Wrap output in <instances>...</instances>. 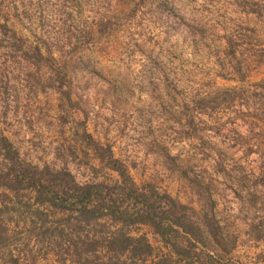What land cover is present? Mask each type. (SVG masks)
<instances>
[{
  "label": "rangeland",
  "instance_id": "obj_1",
  "mask_svg": "<svg viewBox=\"0 0 264 264\" xmlns=\"http://www.w3.org/2000/svg\"><path fill=\"white\" fill-rule=\"evenodd\" d=\"M8 1L22 16L17 18L14 10L9 24L28 44L43 45L41 35L47 33L60 39L83 36L89 26L97 30L99 25L104 34L97 37L98 45L82 44L79 49L84 55L81 68L87 71L75 82L74 99L81 102L82 108L69 110L48 80V71L18 59L0 29V132L22 157L41 167L67 168L81 183L115 180L116 175L83 142L84 125L97 141L113 148L137 183H155L183 203L197 210L201 206L207 209L225 232L231 248L228 259L237 264H255L264 257V241L254 242L247 236L250 224L263 223L264 227V65L253 68L248 75L242 102L239 94L232 95V110L210 116L194 114L192 128L175 124L164 134L160 131L164 116L152 91L169 69L154 71L149 55L153 61L161 49L163 56L170 48L183 52L184 60L190 59L191 49L178 36L163 34L146 19L124 26L118 0ZM237 1L240 0L186 2L187 10L208 25H215L218 35L223 34V23L252 29L243 57L250 62L259 60V56L264 59V7L262 17L247 15ZM238 35L237 32L234 37ZM162 61L167 63L165 58ZM178 68L179 78L191 79L192 91L200 89V82L209 72L206 63L205 67L183 63ZM179 84L184 87L188 83ZM215 84L219 89L239 87L221 78ZM159 88L164 96L165 84L160 83ZM151 104L153 114H148ZM187 119L183 113L181 122L185 124ZM186 177L205 187L202 202L189 191ZM7 204V198L0 196L3 236L8 239L7 250L0 252V264H84L88 255L81 241L86 231L81 238L74 236V242L59 239L62 244L58 246L47 230L56 224L52 216L44 231H34L40 222L30 225L28 207L22 204L12 208L9 204V211ZM130 233L146 237L152 245L153 257L146 264L169 256L150 228L139 226Z\"/></svg>",
  "mask_w": 264,
  "mask_h": 264
},
{
  "label": "trees",
  "instance_id": "obj_2",
  "mask_svg": "<svg viewBox=\"0 0 264 264\" xmlns=\"http://www.w3.org/2000/svg\"><path fill=\"white\" fill-rule=\"evenodd\" d=\"M118 1L122 6L120 14L124 26L146 19L154 29L170 37L178 36L187 49H191V57L187 60L182 58L183 52L177 53L170 48L163 56L161 49L160 57L157 54L153 61L149 55L154 71L169 69V74L165 73L163 79L157 80L152 91L164 116L160 131L166 134L173 130L175 124L190 129L194 114L210 116L220 110H232L235 104L232 95L239 94L242 102L248 75L253 68L264 65L263 57L259 56L260 59L254 62L243 57L244 46L250 41L248 32H254L252 29L223 23V34L218 35L215 25H208L187 10V0ZM236 4L247 15L263 16L264 0H240ZM5 6L6 0H0L1 35L10 51L23 62H31L48 71V80L60 94L65 108L81 109V102L74 99L75 82L80 81L81 73L87 68H81L84 55L79 49L82 44L88 47L99 44L97 37L104 35L99 31L100 26L97 30L90 26L85 28L83 36L62 39L42 34L43 45L28 44L9 24L13 11L18 8L12 7L8 0L6 9ZM15 14L22 18L18 11ZM237 32L239 35L235 38ZM162 58L167 59L166 64ZM183 63L202 67L208 64L209 72L200 82V89L192 91L189 88L191 79L186 77L185 81V78L177 76L178 64ZM217 78L238 83L239 87L219 89L215 84ZM179 82L188 84L180 87ZM160 83L165 84L164 96ZM165 96L167 101H164ZM244 105L239 103V106ZM147 110L148 114H153L152 104ZM183 113L188 116L185 124L181 122ZM81 138L104 166L116 175L115 180L81 183L67 168L35 165L24 159L13 142L0 132V196L7 198V210L9 204L12 208L22 204L27 206L30 225L40 222V227L34 231H44L52 216L56 224L47 230L50 236H54L53 240L59 242L58 246L62 244L59 239L74 242V236L81 238L86 231L85 239L81 241L84 254L88 255L84 264H146L153 257L154 249L146 237L131 235L130 231L139 226L150 228L169 251V256L159 257L153 264H237L228 259L231 248L227 246L225 232L215 224L207 209L201 206L197 210L155 183H137L130 168L116 157L113 148L97 141L84 125ZM186 180L189 191L202 202L205 187L196 180L187 177ZM3 212L4 209L0 208V214ZM3 221L0 217V252L4 253L8 239L7 235L3 236ZM247 236L254 242L264 241L263 223L250 224ZM255 264H264V257Z\"/></svg>",
  "mask_w": 264,
  "mask_h": 264
}]
</instances>
